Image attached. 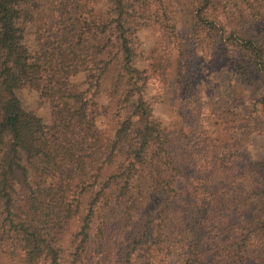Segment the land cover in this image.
I'll return each instance as SVG.
<instances>
[{
	"label": "trees",
	"instance_id": "obj_1",
	"mask_svg": "<svg viewBox=\"0 0 264 264\" xmlns=\"http://www.w3.org/2000/svg\"><path fill=\"white\" fill-rule=\"evenodd\" d=\"M190 3L180 36L171 0H0V264H264V154L243 160L264 146V0ZM210 45L249 88L238 120L192 85ZM151 76L187 122L153 115Z\"/></svg>",
	"mask_w": 264,
	"mask_h": 264
},
{
	"label": "rangeland",
	"instance_id": "obj_2",
	"mask_svg": "<svg viewBox=\"0 0 264 264\" xmlns=\"http://www.w3.org/2000/svg\"><path fill=\"white\" fill-rule=\"evenodd\" d=\"M100 5V4H99ZM172 15L177 32L180 36L190 34V16L192 6L190 0H171ZM138 50L146 52L155 44V35L150 27L145 26L136 32ZM25 41L29 48H34L31 30L25 34ZM192 60V85L198 91V95L204 99L211 97L226 98L231 102L233 119L238 120L247 115L250 109L249 88L244 81L231 70L228 62L219 55L218 49L208 46L202 50H195L191 54ZM135 66L142 67L141 60L135 62ZM23 105L33 110L48 123V110L45 105H39L33 91L22 89L20 92ZM143 96L152 103L153 115L164 125H170L174 120L187 122L190 111L181 108L175 96L173 80L164 83L160 78L151 76L145 87ZM102 100V98H100ZM104 120L98 118V125L102 126ZM264 154V146L261 137L252 133L249 137V145L243 153L244 161L260 159ZM252 264V263H248ZM254 264V263H253Z\"/></svg>",
	"mask_w": 264,
	"mask_h": 264
}]
</instances>
